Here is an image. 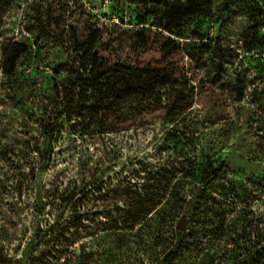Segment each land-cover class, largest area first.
<instances>
[{
	"label": "rangeland",
	"instance_id": "374dc122",
	"mask_svg": "<svg viewBox=\"0 0 264 264\" xmlns=\"http://www.w3.org/2000/svg\"><path fill=\"white\" fill-rule=\"evenodd\" d=\"M164 1L210 12L180 24L159 21L162 8L140 0H0V247L7 264H161L180 218L168 219L163 202L145 201L149 214L157 211L147 223L129 230L120 217L144 195L143 169L167 168L182 156L228 164L240 227L264 219V25L248 16L264 23V0H240L221 28L219 0ZM147 11L153 14L140 25ZM96 37L110 65L161 69L172 84L150 102L124 103L107 121L108 133L79 136L64 104ZM17 52L24 56L12 89L6 73ZM174 125L182 138L164 141ZM68 184L74 200L63 210L48 191ZM112 223L120 230L109 231ZM195 258L188 248L162 264Z\"/></svg>",
	"mask_w": 264,
	"mask_h": 264
},
{
	"label": "trees",
	"instance_id": "16d2710c",
	"mask_svg": "<svg viewBox=\"0 0 264 264\" xmlns=\"http://www.w3.org/2000/svg\"><path fill=\"white\" fill-rule=\"evenodd\" d=\"M223 4L222 15L218 19V28L227 22V15L235 9L240 0H219ZM144 6L156 9L162 8V19L175 21L180 24L189 22L192 18L209 14L210 10H198L190 5L171 4L164 0H154L148 3L146 0L138 2ZM170 10V11H168ZM139 19L140 25H145L147 18L153 11ZM264 8L259 7V18H263ZM248 16L255 26L260 28L264 25L263 20H255L251 13ZM178 23V22H177ZM143 28V27H142ZM141 28V29H142ZM180 30V27H176ZM175 29V28H173ZM173 29H168L169 33ZM182 36V32L178 33ZM142 34L135 38L137 41ZM98 37L92 40V45L83 52L79 59L75 77L70 82L67 99L64 104V115L68 122L80 125L74 131L78 135H86L91 130H104L108 133L107 122L110 117H115L124 103L150 102L156 99V91L164 86L172 84L170 77L163 70L154 67H132L119 64L110 65L100 54V45L96 46ZM135 43L133 44V46ZM145 42L141 41L137 50L144 49ZM13 54V49L10 51ZM24 56L22 52L13 55L10 61L8 80L10 87H16L15 72L18 61ZM222 67L219 65L220 77ZM220 78L218 79V82ZM107 130V131H106ZM182 138L180 128L172 126L165 132L164 141L174 143ZM179 161L167 168L159 170L143 169L146 177L143 181L140 193H144L133 203L131 211L124 213L120 218L129 230L140 224L147 223L157 211L150 214L144 208L143 201L152 206H158L163 202L161 209L167 210V218L171 221L180 218L187 223L185 231L177 229L173 231V243L164 247V263L171 256L180 255L188 248L196 252L193 264H264V219L258 218L254 228L241 226L240 217H235V190L225 182L229 166L225 162L217 163L209 157L200 161L195 158L179 157ZM93 185L92 178L89 181ZM70 184L59 191V188L49 193L48 201L53 198L64 210L73 202V190ZM76 186H74V189ZM163 191L159 201L153 200V193ZM75 203V201H74ZM150 215V217H149ZM149 217V218H147ZM179 221V222H180ZM177 228V227H176ZM109 231H119L117 223H112ZM201 256L203 259L200 260ZM0 247V264H7ZM201 262V263H199Z\"/></svg>",
	"mask_w": 264,
	"mask_h": 264
},
{
	"label": "water",
	"instance_id": "95a60500",
	"mask_svg": "<svg viewBox=\"0 0 264 264\" xmlns=\"http://www.w3.org/2000/svg\"><path fill=\"white\" fill-rule=\"evenodd\" d=\"M176 229H177L178 231H180V232L185 231V221H184V220H181V221L178 223Z\"/></svg>",
	"mask_w": 264,
	"mask_h": 264
}]
</instances>
